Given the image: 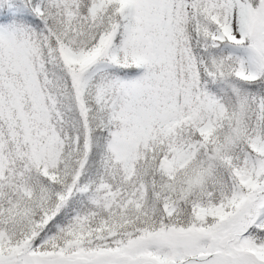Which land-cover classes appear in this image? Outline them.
Returning a JSON list of instances; mask_svg holds the SVG:
<instances>
[{
    "label": "snow or ice",
    "instance_id": "snow-or-ice-1",
    "mask_svg": "<svg viewBox=\"0 0 264 264\" xmlns=\"http://www.w3.org/2000/svg\"><path fill=\"white\" fill-rule=\"evenodd\" d=\"M0 264H264V0H0Z\"/></svg>",
    "mask_w": 264,
    "mask_h": 264
}]
</instances>
